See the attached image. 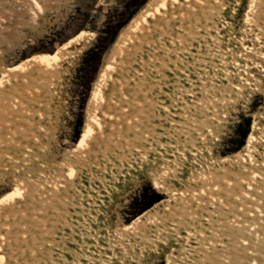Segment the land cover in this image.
<instances>
[{"label":"bare ground","instance_id":"6f19581e","mask_svg":"<svg viewBox=\"0 0 264 264\" xmlns=\"http://www.w3.org/2000/svg\"><path fill=\"white\" fill-rule=\"evenodd\" d=\"M244 1L186 0L177 7V0H148L93 82L76 150L64 152L66 162L43 164L38 176L27 161L40 147L33 151L29 143L49 138L37 117L57 93L46 95L41 85L70 72L95 33L11 64L0 56V174L15 177L0 198V248L9 264H151L161 255L165 264H264V110L251 114L246 142L233 153L238 169L223 166L229 158L220 159L216 132L208 142L203 136L213 121L204 110L217 103L216 112L227 116L246 93H264V0H247L233 49L234 38L223 33H231ZM11 3L13 12L27 7L35 26L49 10L46 0ZM6 20L0 13V24ZM217 58L227 78L219 94L210 77V89L197 83L202 63L213 69ZM184 81L198 89L182 94L179 108L172 88ZM172 112L180 122L165 119ZM187 126L194 133L186 137ZM144 173L166 198L112 226L108 203Z\"/></svg>","mask_w":264,"mask_h":264},{"label":"rangeland","instance_id":"374dc122","mask_svg":"<svg viewBox=\"0 0 264 264\" xmlns=\"http://www.w3.org/2000/svg\"><path fill=\"white\" fill-rule=\"evenodd\" d=\"M1 1H3L4 5L1 4ZM127 2L128 0H46V3L49 5V10L46 16L44 18L42 17L40 24L35 26L32 20H30L31 16L26 10L27 7L17 8L18 13L13 12L11 8L16 9L14 5L15 3H11V0H0V5L3 6V8L0 6V13L5 14L7 19L5 24H3L4 26L0 24V47L6 44L5 41H8L6 46H4V48L6 47L5 53L1 50L3 53H0V56L4 55L3 61L7 64L22 61L24 58L39 53H54L59 46L83 31L95 33L89 48L80 56L79 59L72 63V68L69 67L70 72L65 74L60 79L59 77L56 78V81L51 79L46 81L47 84L43 83L41 85L43 86L41 87L42 90L46 91V95L48 94L51 96L49 93L53 94L54 90L57 91V93H55V101L52 104L50 103L49 98L47 99L46 106H48L49 109H47V112L46 109L42 110L45 115L43 119L41 118V120H39V117H37V122H40L48 130L49 138L46 134H44V132H42L44 135H39L40 141L34 140L32 143H29L32 146L33 151L40 147V149L38 148L35 153L30 152L33 160L27 161L30 163L29 167L35 164L33 167L37 170L33 172L34 176H38V174H40V169H42L44 165H52L54 162H66V159L63 158L70 157L69 155H65L66 151L72 149H74V151L76 150L74 146H76V143L80 140L83 131L87 100L89 99L93 89V82L96 79L106 56L112 48V45L116 42L121 30L128 25L140 9L136 14H134L129 22H127L118 31L115 41L108 45L107 49L101 53L100 61L92 81H90L92 78V72H90V70L93 68V63L90 65L87 64V60L89 58L88 54L99 44L107 45L106 41L110 39L116 25L121 23L123 20H126L127 16L133 10V8H127ZM246 2L247 0L244 1L238 17L234 21L235 27L232 25L233 29L231 30V33H228L227 31L223 32L225 33V36L229 35L234 38L231 42L232 49L235 45H238V32H240L239 28L242 24V13L246 6ZM7 7H9V9ZM262 14H264V11ZM106 29H110L109 31H111V34L110 32L105 33ZM244 32L249 34L252 31L248 30ZM249 35L253 36V34ZM255 40L257 39L255 38ZM11 42L12 45L10 46L9 44ZM21 46H23L22 49L20 48ZM226 51L227 47H223L222 52ZM222 56L223 54L221 57ZM230 60L228 59V63H230L228 68L230 71H233L235 66L232 65V60ZM217 61H219L218 58ZM197 63L193 64L197 65ZM218 63L221 64L223 62H216L213 65V69H206L205 64L202 63L203 70L201 73L205 74V76L198 78V87L207 86V88L210 89V81L213 80L215 83L214 89L219 94L220 89L226 84L223 80L226 81L227 78L226 76L223 78L221 77V73L225 72V70H220L217 66ZM86 66H88V69H85ZM224 67L226 68L227 65ZM208 77L212 80H208ZM230 80L232 82V79ZM176 86L178 87H173L172 89L175 91V104H177V107L180 108L184 106V104L181 103V95H191V92L198 89V87L192 86L191 83L186 81ZM47 91H49V93ZM86 94L87 97L85 96ZM224 95L225 93L222 96ZM201 101L204 102V100H200L196 104L198 106L205 107L206 104L203 105ZM207 104L211 105L212 102H207ZM194 105H190L187 109L191 110ZM234 106V108L231 107L229 114H226L227 116H224L222 112L221 114L216 112L217 108L222 109L221 105L217 103H215L211 109L204 110L211 114L210 117L213 121L208 124L210 129L204 130L203 136L205 141L208 142L209 138H207V136H209L213 131L216 132L219 138L216 140L217 144L215 147L220 153V159L222 160L223 156L229 158L228 160L226 158L227 161L223 162V166L238 169L237 161L240 158L232 157L233 153L241 149L243 146L242 144H245L246 142L248 135L244 138V134L247 131L248 133L250 132L252 123L251 114L260 109L264 110V93H246V96L241 98L236 104H234ZM164 115L167 116L165 119L170 120V123L172 121L175 122V119L180 122V118L175 112H172L171 116H168L167 114ZM217 125L219 126L216 127ZM187 130L189 133L186 137L194 133V128L187 126ZM20 158L22 159V157ZM1 164L3 169L6 170L7 168L3 165L7 163L2 162ZM211 164L212 162L208 160L207 165L209 166ZM216 165L217 164H214V166ZM33 167L32 169H34ZM14 181L15 177L11 173L0 174V198L13 190ZM124 185H126V183ZM165 198L166 195L160 194L153 187L147 173L139 174V178L129 182L125 190L121 191L120 194L115 195L111 199L110 203H108L106 208L109 212L108 215L111 219L112 226L116 225L119 219L123 220L124 223L132 221L133 218L140 216V214L157 201ZM212 232L214 234L215 230L212 229ZM195 235L196 234H194L193 239L196 238ZM206 242L207 241L204 238V245ZM151 264H165L163 255L158 257Z\"/></svg>","mask_w":264,"mask_h":264},{"label":"trees","instance_id":"16d2710c","mask_svg":"<svg viewBox=\"0 0 264 264\" xmlns=\"http://www.w3.org/2000/svg\"><path fill=\"white\" fill-rule=\"evenodd\" d=\"M147 2V0H128V2L126 3V6L128 9L133 8L132 12H130V14L127 16L126 20H123L121 23H118V25H116V27L114 28L112 34L111 31H109L110 29H106L105 33L110 32L111 37L110 39H108V41H106L107 45H101L99 44L95 49H92L90 51V53L88 54L89 58L87 60V64H92V70H90V72H92V78L90 81H92L93 76L97 70L99 61H100V57H101V53L107 49L108 45L112 44L117 36L118 31L127 23L129 22V20L134 16V14L137 13V11ZM102 40V39H101ZM103 41V40H102ZM105 42V41H104ZM85 69H88V66L85 67ZM87 97V94L85 95ZM248 135V131L244 134V138ZM244 145V143L242 144Z\"/></svg>","mask_w":264,"mask_h":264},{"label":"snow or ice","instance_id":"6c2138e0","mask_svg":"<svg viewBox=\"0 0 264 264\" xmlns=\"http://www.w3.org/2000/svg\"><path fill=\"white\" fill-rule=\"evenodd\" d=\"M195 2V0H193ZM33 3H35V0H33ZM186 0H177L176 6L179 7L180 4H185ZM171 7L170 4H162L161 7ZM188 7H191L190 4L187 5ZM4 235H7V233H4ZM8 252L6 248H0V264H9V259H8Z\"/></svg>","mask_w":264,"mask_h":264}]
</instances>
